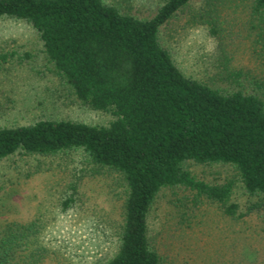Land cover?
Listing matches in <instances>:
<instances>
[{"label": "trees", "instance_id": "obj_1", "mask_svg": "<svg viewBox=\"0 0 264 264\" xmlns=\"http://www.w3.org/2000/svg\"><path fill=\"white\" fill-rule=\"evenodd\" d=\"M193 1L160 0L153 14L141 17L113 0H0V19L33 29L51 72L77 103L110 118L92 124L39 117L0 127V163L78 151L94 168L116 175L123 197L113 254L96 264H163L149 219L165 189L206 200L233 220L252 212L256 205L238 213L234 181L206 182L191 165H229L247 195H264V0H250L246 21L260 75L226 68L228 88L185 74L161 37ZM226 3L207 0L199 12L217 36ZM13 54L0 53V63ZM76 189L63 210L75 203ZM38 234L32 224L8 225L0 235V264H40L47 250Z\"/></svg>", "mask_w": 264, "mask_h": 264}, {"label": "rangeland", "instance_id": "obj_2", "mask_svg": "<svg viewBox=\"0 0 264 264\" xmlns=\"http://www.w3.org/2000/svg\"><path fill=\"white\" fill-rule=\"evenodd\" d=\"M113 1L141 17L153 14L160 3ZM226 2L219 13L223 33L218 36L200 18L207 0H194L161 31L182 71L216 88L230 87L226 68L259 74L256 67L262 61H255L252 54L253 37L246 22L251 1ZM0 53H15L7 63H0V127L39 117L92 124L110 119L77 103L51 72L41 42L25 22L0 19ZM190 169L212 184L234 181L232 201L239 205V214L256 206L233 220L206 200L194 201L188 192L163 190L149 219L163 264H264V195H247L229 165H191ZM74 185L75 203L63 210ZM122 197L116 175L94 168L81 152L16 155L0 163V235L8 225L32 224L39 231L38 244L47 250L40 264H96L113 254Z\"/></svg>", "mask_w": 264, "mask_h": 264}]
</instances>
